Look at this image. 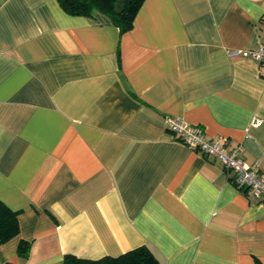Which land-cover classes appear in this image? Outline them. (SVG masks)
<instances>
[{"label":"crops","instance_id":"crops-1","mask_svg":"<svg viewBox=\"0 0 264 264\" xmlns=\"http://www.w3.org/2000/svg\"><path fill=\"white\" fill-rule=\"evenodd\" d=\"M262 45L264 0H144L123 33L0 0V200L19 227L0 264L141 245L160 264H264V203L165 125L241 144L264 179V66L229 55Z\"/></svg>","mask_w":264,"mask_h":264},{"label":"trees","instance_id":"trees-1","mask_svg":"<svg viewBox=\"0 0 264 264\" xmlns=\"http://www.w3.org/2000/svg\"><path fill=\"white\" fill-rule=\"evenodd\" d=\"M64 11L71 15L93 16L101 13L110 18L119 32L128 31L134 17L144 0H58ZM18 211L12 210L0 200V245L15 237L19 232ZM31 243L20 240L17 251L22 258H27ZM62 264H160L151 250L145 246H137L122 254L102 256L97 259L65 254Z\"/></svg>","mask_w":264,"mask_h":264},{"label":"built area","instance_id":"built-area-1","mask_svg":"<svg viewBox=\"0 0 264 264\" xmlns=\"http://www.w3.org/2000/svg\"><path fill=\"white\" fill-rule=\"evenodd\" d=\"M229 55L250 57L264 66V45L258 50H231ZM165 125L166 129L176 135L183 144L199 151L206 158L218 161L229 174L230 180L238 188L245 190L250 198H256L264 203V179L242 158L241 144L227 149L225 141L206 140L199 126L190 124L180 117H167Z\"/></svg>","mask_w":264,"mask_h":264}]
</instances>
